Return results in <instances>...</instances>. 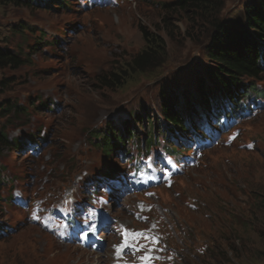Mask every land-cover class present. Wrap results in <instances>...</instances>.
I'll return each instance as SVG.
<instances>
[{
    "label": "rangeland",
    "instance_id": "1",
    "mask_svg": "<svg viewBox=\"0 0 264 264\" xmlns=\"http://www.w3.org/2000/svg\"><path fill=\"white\" fill-rule=\"evenodd\" d=\"M102 1L92 6L83 1L71 11L0 6V48L20 60L0 70V104L26 110L0 111L10 140L0 146V222L11 228L0 239V264H141L139 257L150 249L159 257L152 264H264V107H256L263 101L244 97L245 115L225 120L216 141L198 146L197 154L188 151L190 158H169L163 137L143 155L136 154V142H128L130 154L143 164L136 173L142 186H132L127 177L134 167L121 153L109 158L96 148L100 139L94 134L111 128L123 133L131 126L144 145L148 139L136 117L147 130L149 121L165 126L164 99L176 100L179 118L194 110L190 116L208 129L196 110H202L207 87L215 88L207 77L211 29L192 30L197 22L189 20L190 12L166 14L178 0ZM222 1L224 18L252 0ZM142 29L163 42L166 63L157 71L128 75L119 90L103 88L104 76L146 49ZM42 32L46 40L39 44ZM54 40L60 45L49 47ZM243 84L264 91V76L245 78ZM44 135L41 151L27 157L35 148L31 136ZM184 140L178 144L195 148L193 139ZM17 141L25 143L23 149L15 146ZM113 168L124 179L119 185L103 177ZM95 184L108 195V206L98 200L97 212L88 214L93 209L87 200L90 188L96 197L100 193ZM76 209L87 211L76 214L71 224H88L89 235L105 239L100 252L57 235L72 232L58 220ZM105 217L114 219L110 232L99 226L98 219ZM125 230L158 237L159 243L130 237L136 247H124L117 258L114 246L122 245ZM84 233L82 240L89 236ZM174 245L189 263L170 259Z\"/></svg>",
    "mask_w": 264,
    "mask_h": 264
},
{
    "label": "trees",
    "instance_id": "2",
    "mask_svg": "<svg viewBox=\"0 0 264 264\" xmlns=\"http://www.w3.org/2000/svg\"><path fill=\"white\" fill-rule=\"evenodd\" d=\"M73 1H79L80 3V0H0V6L12 4L16 7H28L30 9H45L48 11L65 9L66 11H71L73 6L78 5V3L72 4ZM84 1L90 3V0ZM223 5L224 1L222 0H178L176 4L168 6L169 9L165 13L173 15L177 12H190L189 20L194 24L197 22L196 28L192 30L203 34L207 31V28L211 29V39L206 49V57L212 65L208 67L207 77L221 96L229 99L238 108L241 107L239 106L241 98L244 95L249 96L251 93V90L248 91L244 86V79H254L264 75V0L248 1L242 11L236 13L234 17L224 16L223 18L221 16ZM142 33L146 49L130 62L121 64L123 66L120 70H113L110 74L104 76L100 80L103 88L119 90L124 88L128 75L133 76L136 73L153 72L164 66L166 63V53L163 42L143 29ZM187 33L192 39V34L189 31ZM43 37H45V34L41 33L37 41H41ZM19 62L18 56L7 49L0 48V70L8 65H17ZM213 93V90H208L207 92L209 96L214 95ZM209 96L205 97L204 101L206 103L203 102L205 103L203 109L206 111L210 110L209 112H212L219 119L222 117L223 112L220 110L218 104L214 103L212 106L209 104L211 102ZM10 102L11 100H8L6 103L10 104ZM3 104H0L1 112L16 113L20 109L26 111L18 106H13L11 110H8ZM175 104L176 100L170 99L166 101L164 99L161 111L166 120L165 126H168V128H159L157 130L156 123L149 121V129L143 135L148 139L145 147L142 146L140 134L137 135V132L131 126H128L123 133H119L116 128L96 132L94 135L99 137L100 140H96L94 145L100 148L109 158L115 152L120 151L123 153V157L127 159V156H129V151H125L127 142H136V147L141 153L145 150L149 152L158 143L159 137L163 136L165 142L169 143L168 153L172 156L178 155L177 151L174 150L175 148L170 145L172 142L169 131L173 129L172 126H175L180 132L183 131L182 133H186V131L189 133L188 129L195 128L199 130L201 128L198 124H192L191 128L187 126L186 122L189 118H179V114L175 110ZM136 122L142 125L141 116L136 117ZM143 129L145 130L144 126ZM46 140V135L42 137L31 136L30 138L32 145H37L38 150L45 144ZM5 144H10L9 134L4 125L0 124V146ZM15 146L23 149L25 145L21 141H17ZM131 159L129 161L135 168L138 160L135 157ZM140 170L141 167H136L137 172ZM117 171L113 168L107 171V175L113 179L116 177ZM1 229L2 224H0ZM251 250L252 248H250V252Z\"/></svg>",
    "mask_w": 264,
    "mask_h": 264
},
{
    "label": "snow or ice",
    "instance_id": "3",
    "mask_svg": "<svg viewBox=\"0 0 264 264\" xmlns=\"http://www.w3.org/2000/svg\"><path fill=\"white\" fill-rule=\"evenodd\" d=\"M149 195H151V194H149ZM140 207H141V209H143L144 206L143 205H140ZM137 218H142V217H137ZM92 231H95V228L94 227L92 228ZM130 237L133 240L139 239L141 237H144L145 239L152 240L156 244L159 243V238L158 237L146 236V234L144 232H132V231H129V230H125V232H124V242L122 243V245L114 246V247H116V255H117V258H119L122 255V249L124 247H133V248L136 247L134 244H130L129 243V238ZM136 250L139 251L140 249L137 248ZM151 251L152 250L150 249L149 251L145 252L144 255H142L141 257H139V259L141 261V264H152V262L155 259H159V257H155V256L151 255Z\"/></svg>",
    "mask_w": 264,
    "mask_h": 264
},
{
    "label": "bare ground",
    "instance_id": "4",
    "mask_svg": "<svg viewBox=\"0 0 264 264\" xmlns=\"http://www.w3.org/2000/svg\"><path fill=\"white\" fill-rule=\"evenodd\" d=\"M175 110H177V109H175ZM96 243H98V242H96Z\"/></svg>",
    "mask_w": 264,
    "mask_h": 264
}]
</instances>
